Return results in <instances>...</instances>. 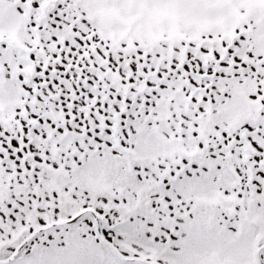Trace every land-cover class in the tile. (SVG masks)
<instances>
[{"label":"snow or ice","instance_id":"obj_1","mask_svg":"<svg viewBox=\"0 0 264 264\" xmlns=\"http://www.w3.org/2000/svg\"><path fill=\"white\" fill-rule=\"evenodd\" d=\"M0 264H264V0H0Z\"/></svg>","mask_w":264,"mask_h":264}]
</instances>
